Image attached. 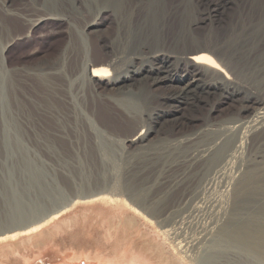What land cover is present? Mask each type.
Segmentation results:
<instances>
[{
    "label": "bare ground",
    "instance_id": "1",
    "mask_svg": "<svg viewBox=\"0 0 264 264\" xmlns=\"http://www.w3.org/2000/svg\"><path fill=\"white\" fill-rule=\"evenodd\" d=\"M145 1L0 0V55L44 22L66 26L44 64L20 73L42 85L44 119L58 133L119 143L120 171L147 174L128 187L174 200L151 199L143 209L105 182L0 243L79 204L102 203L123 205L159 230L176 264H264V0H197L195 20L183 0ZM91 155L107 153L96 147ZM113 250L94 259L149 264Z\"/></svg>",
    "mask_w": 264,
    "mask_h": 264
},
{
    "label": "rangeland",
    "instance_id": "2",
    "mask_svg": "<svg viewBox=\"0 0 264 264\" xmlns=\"http://www.w3.org/2000/svg\"><path fill=\"white\" fill-rule=\"evenodd\" d=\"M183 1L195 20L198 1ZM107 19L103 29L112 23V18ZM8 24L21 28L19 23ZM66 30V26L44 22L29 38L0 55V231L92 197L105 182L117 183L118 193L143 209L151 199L169 204L175 198L157 199L156 188L128 187L129 180L140 182L147 174L138 178L120 171L123 150L119 143L70 128L58 133L44 119L42 85L20 73L41 67L49 50L64 43L60 33ZM164 92L163 88L159 93ZM96 147L104 149L106 158L98 161L91 155ZM99 167L107 168L100 173ZM143 224L123 205L79 204L37 232L0 243V264H99L94 256L111 255L116 246L122 254L136 255L149 264H176L158 236L160 231Z\"/></svg>",
    "mask_w": 264,
    "mask_h": 264
},
{
    "label": "water",
    "instance_id": "3",
    "mask_svg": "<svg viewBox=\"0 0 264 264\" xmlns=\"http://www.w3.org/2000/svg\"><path fill=\"white\" fill-rule=\"evenodd\" d=\"M50 216V213H45L43 216H41L39 219H35L32 222H26L23 225H19V226H14V227H8L7 229L1 230L0 231V237H5L7 235H11L14 234L16 232H23L25 230H28L29 228H31L32 226H37L39 224L44 223Z\"/></svg>",
    "mask_w": 264,
    "mask_h": 264
}]
</instances>
